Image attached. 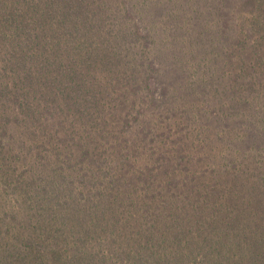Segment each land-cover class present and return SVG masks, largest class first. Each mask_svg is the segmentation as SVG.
<instances>
[{"label":"trees","instance_id":"obj_1","mask_svg":"<svg viewBox=\"0 0 264 264\" xmlns=\"http://www.w3.org/2000/svg\"><path fill=\"white\" fill-rule=\"evenodd\" d=\"M0 264H264V0H0Z\"/></svg>","mask_w":264,"mask_h":264}]
</instances>
